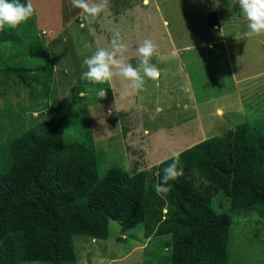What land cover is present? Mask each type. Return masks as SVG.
Segmentation results:
<instances>
[{
  "label": "rangeland",
  "instance_id": "obj_1",
  "mask_svg": "<svg viewBox=\"0 0 264 264\" xmlns=\"http://www.w3.org/2000/svg\"><path fill=\"white\" fill-rule=\"evenodd\" d=\"M57 3L56 9L50 5L45 13L40 9L44 20L47 16L48 21L65 22L60 12L57 15ZM67 5V12L80 14L71 0H66ZM34 9L29 20L13 29L22 43L10 42L7 48L0 44V68L23 66L39 74L27 89L16 76L7 77L0 69V168L10 141L51 111L58 114L55 120L65 124L69 138L95 148L101 179L114 167L144 170L153 177V172L158 173L154 167L195 144L264 118V107L258 113L253 107L244 111L237 96L239 88L249 96L261 93L259 104L264 106V35H246L247 20L237 0H148L147 5L144 0H109L105 13L89 19L97 47L110 48L118 31L128 46V62L136 67L143 40L157 45L151 63L160 76L145 77L142 90H133L120 76L103 84L81 80L87 69L74 40L60 44L55 61L37 20L36 5ZM211 11L218 18L213 28L208 19ZM102 28L109 31V38ZM50 66L55 68L53 80L47 78ZM101 88L107 92L103 99L96 95ZM81 91L86 96H80ZM213 208L231 218L230 264H264V214L258 208L231 213L221 194ZM109 227L107 240L74 237L78 264L169 263L170 237H147L144 225L131 222L110 221Z\"/></svg>",
  "mask_w": 264,
  "mask_h": 264
},
{
  "label": "trees",
  "instance_id": "obj_2",
  "mask_svg": "<svg viewBox=\"0 0 264 264\" xmlns=\"http://www.w3.org/2000/svg\"><path fill=\"white\" fill-rule=\"evenodd\" d=\"M208 19L218 26L215 11ZM6 41L23 40L6 26L0 44ZM0 69L27 89L39 78L37 69ZM47 69L53 80V66ZM53 114L7 146L0 168V264H78L74 237L107 240L110 221L142 224L147 237H170L168 264H230L231 218L213 208L217 195L231 213L258 208L264 214V118L179 153L183 175L158 194L154 186L177 155L154 167L153 177L114 167L101 179L95 148L69 138Z\"/></svg>",
  "mask_w": 264,
  "mask_h": 264
},
{
  "label": "clouds",
  "instance_id": "obj_3",
  "mask_svg": "<svg viewBox=\"0 0 264 264\" xmlns=\"http://www.w3.org/2000/svg\"><path fill=\"white\" fill-rule=\"evenodd\" d=\"M71 2L74 7L82 10L80 27H84L85 22L90 18L95 19L105 13L109 7V0H71ZM144 2L145 5L148 4V0ZM237 2L242 9V15L247 20L246 35H264V0H237ZM34 12L32 0H26V3H21L20 0H0V31L6 26L15 29L29 20ZM3 46L7 48L11 44L6 41ZM157 51V45L151 39H144L137 49L138 66L134 67L128 62V46L117 31L111 40L110 48L98 47L83 60L82 67H86L87 70L82 72L81 80L103 84L120 76L129 82L133 90H142L145 86V77L156 80L160 76V70L151 63ZM79 95L86 96V92L81 91ZM96 95L103 99L107 92L101 88ZM182 175L183 166L177 154L173 162L164 168L163 176L154 186L155 191L158 194L168 193L171 188L169 181L176 180Z\"/></svg>",
  "mask_w": 264,
  "mask_h": 264
},
{
  "label": "crops",
  "instance_id": "obj_4",
  "mask_svg": "<svg viewBox=\"0 0 264 264\" xmlns=\"http://www.w3.org/2000/svg\"><path fill=\"white\" fill-rule=\"evenodd\" d=\"M56 1H59V3H57ZM32 3L34 7L36 5V8H37L36 14L38 18L37 20H39L40 27L43 30L42 33L48 36L47 47H48L49 52L53 56V58H55L54 59L55 61H57L58 59L57 53H59V46L61 43H65V40L66 41H69V40L76 41V46H78V48H76V51L78 50V52L76 53L79 55V57L83 58V60H84V57L86 58L90 56L89 52L92 51L93 53L94 51H96L98 47L96 45L97 43L95 39V33L92 29L93 27L91 28V24L89 23V21L85 22L84 27H80L81 19L77 20L82 10L80 14L73 16L72 11H70V9L67 12L68 5L66 6V8L64 7V5H66V0H32ZM56 3H57V15L61 13L62 18L65 19V22H67V24H65V22L64 23L60 22L57 24L56 21H48L47 16L45 17L46 20H44V17L40 15V9H42L44 13L48 11L50 5L53 9H56ZM59 4H61V8L58 7ZM69 12L71 13L70 18H69ZM105 26L108 27L107 24ZM101 31L104 32V34L103 33L101 34L109 38L110 36L108 34L109 31L105 32L103 28ZM99 32H97V34ZM88 45H90L91 47H88ZM66 74L68 73L66 72ZM246 95L247 94L245 93V90H242L241 88H239V90L237 91V96H238L239 101L240 102L242 101V104L245 108L244 111H246L248 108L253 107L254 109H256L255 112L258 113L259 108L264 107L262 103L259 104V99L262 98L263 100V96H261L262 94L257 93L251 96L247 95L249 97L248 100H245ZM254 101L256 103H254ZM250 117L252 116L250 115Z\"/></svg>",
  "mask_w": 264,
  "mask_h": 264
}]
</instances>
